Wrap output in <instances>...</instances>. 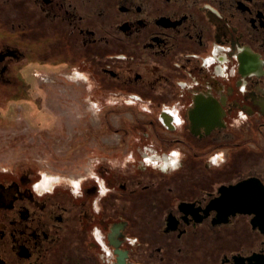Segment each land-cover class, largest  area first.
I'll list each match as a JSON object with an SVG mask.
<instances>
[{
    "label": "flooded vegetation",
    "instance_id": "obj_1",
    "mask_svg": "<svg viewBox=\"0 0 264 264\" xmlns=\"http://www.w3.org/2000/svg\"><path fill=\"white\" fill-rule=\"evenodd\" d=\"M45 77L108 118L0 168V264H264V0H0V109Z\"/></svg>",
    "mask_w": 264,
    "mask_h": 264
},
{
    "label": "rangeland",
    "instance_id": "obj_2",
    "mask_svg": "<svg viewBox=\"0 0 264 264\" xmlns=\"http://www.w3.org/2000/svg\"><path fill=\"white\" fill-rule=\"evenodd\" d=\"M83 85L75 77L33 78L30 92L19 94L17 102L0 109V168L31 163L39 167L45 180L72 178L80 162L61 156L69 142L59 138L71 137L77 121L108 118L105 109L88 102V93L80 88ZM121 117L113 116L112 121ZM65 122L71 125L66 134L61 130ZM49 126L52 132L46 131Z\"/></svg>",
    "mask_w": 264,
    "mask_h": 264
},
{
    "label": "snow or ice",
    "instance_id": "obj_3",
    "mask_svg": "<svg viewBox=\"0 0 264 264\" xmlns=\"http://www.w3.org/2000/svg\"><path fill=\"white\" fill-rule=\"evenodd\" d=\"M174 155H179V154H178V153H174ZM73 183H74V185H75L77 188H79V182L74 181ZM37 187H39V186H37Z\"/></svg>",
    "mask_w": 264,
    "mask_h": 264
},
{
    "label": "clouds",
    "instance_id": "obj_4",
    "mask_svg": "<svg viewBox=\"0 0 264 264\" xmlns=\"http://www.w3.org/2000/svg\"><path fill=\"white\" fill-rule=\"evenodd\" d=\"M177 167H179V164L177 165ZM41 195L43 194V193H40Z\"/></svg>",
    "mask_w": 264,
    "mask_h": 264
}]
</instances>
